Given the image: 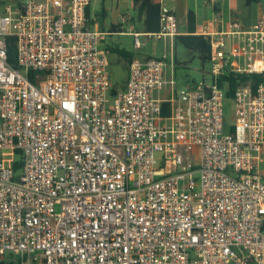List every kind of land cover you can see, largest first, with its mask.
<instances>
[{
  "label": "built area",
  "instance_id": "built-area-1",
  "mask_svg": "<svg viewBox=\"0 0 264 264\" xmlns=\"http://www.w3.org/2000/svg\"><path fill=\"white\" fill-rule=\"evenodd\" d=\"M91 1L0 13V264H264V81L237 87L230 134L220 86L264 75V20L204 34L210 83L177 91L175 56L134 58L109 108L112 33L92 28ZM147 35L176 38V14L161 4Z\"/></svg>",
  "mask_w": 264,
  "mask_h": 264
},
{
  "label": "crops",
  "instance_id": "crops-1",
  "mask_svg": "<svg viewBox=\"0 0 264 264\" xmlns=\"http://www.w3.org/2000/svg\"><path fill=\"white\" fill-rule=\"evenodd\" d=\"M45 1V0H41ZM160 4L168 6L177 16L180 34L188 33V15L190 11L195 14L196 33L204 35L206 32L217 34L229 27L234 21H240L245 28H251L255 24L264 20V0H215L213 5L210 0H155ZM105 10L100 13L92 12V3L89 6L88 18L92 28L106 32H111L110 36L133 39V47H123L122 49L134 55V58H169V52L172 51V57L175 56L176 38H166L162 46L155 44L154 48L147 49L150 37L144 30L143 19L133 9V0H104ZM7 7V6H6ZM6 10V9H5ZM130 16L131 20L123 23L122 18ZM117 28L112 32V27ZM140 34V39L144 43L141 49L135 48V35ZM109 36V37H110ZM142 37L145 40H142ZM124 40L121 44H124ZM124 46V45H123ZM159 46V48H158ZM176 57V56H175ZM177 62V60H176ZM170 67V66H169ZM167 77L171 76L167 73ZM161 100H168L172 97L171 90H164L157 94Z\"/></svg>",
  "mask_w": 264,
  "mask_h": 264
},
{
  "label": "rangeland",
  "instance_id": "rangeland-1",
  "mask_svg": "<svg viewBox=\"0 0 264 264\" xmlns=\"http://www.w3.org/2000/svg\"><path fill=\"white\" fill-rule=\"evenodd\" d=\"M19 4V0H0V13H4L6 6H11L16 8ZM106 7V3L104 0H93L92 3V12L95 13L96 11L102 13ZM15 30V29H14ZM124 42V46L121 44V41ZM144 41L145 38L142 37ZM163 41L156 40L154 38L150 39L149 45L147 49L154 48L155 44H159L162 46ZM127 47L132 49L133 47V39L129 38H120L117 36H108L102 44V49L106 50L107 52V59H108V69L111 74V79L113 83V87L117 88L118 90L124 89L126 83L129 79V64L128 62L121 57L118 53L114 51L116 48H123ZM159 48V46H158ZM176 69L175 71L172 70L171 67H167V73L171 76V78H176V86L175 90L180 91L185 89L189 83H199L202 81H206L207 83L211 82V64L205 65L202 67L201 61L199 59V54L194 51L188 50L183 44L177 43L176 50ZM172 58V51L169 52V58L165 59L167 61H171ZM163 59V58H162ZM115 103V97L113 95H109L108 97V106L112 108ZM235 113H236V104L233 99H226L224 103V124L226 134H230L232 128L235 125ZM198 153L196 150L195 154ZM16 160H20L19 156H16ZM6 264H8V260H6Z\"/></svg>",
  "mask_w": 264,
  "mask_h": 264
},
{
  "label": "trees",
  "instance_id": "trees-1",
  "mask_svg": "<svg viewBox=\"0 0 264 264\" xmlns=\"http://www.w3.org/2000/svg\"><path fill=\"white\" fill-rule=\"evenodd\" d=\"M252 1V0H249ZM133 9L137 12L138 16L143 19L144 30L146 33H156L161 28V4L155 0H133ZM87 9V15H88ZM117 28L112 27V32H116ZM183 44L188 50L197 52L201 61L202 67L211 64V44L209 38L204 35L196 33V18L195 14L190 11L188 15V33L176 36V43ZM9 47V63L16 66L17 63V47L16 38L9 37L7 39ZM121 57H123L128 64L134 60V55L124 49H114ZM264 81V75H240L235 73H226L220 79V86L226 90V99H233L235 91L239 85H250L256 90ZM126 87V86H125ZM117 88L111 90V95L117 94ZM170 104H164V115H170ZM233 131V128H232ZM7 262V261H6ZM6 262L4 264H6ZM8 264H16L14 261L8 259Z\"/></svg>",
  "mask_w": 264,
  "mask_h": 264
}]
</instances>
